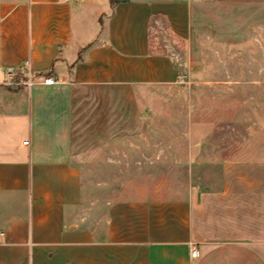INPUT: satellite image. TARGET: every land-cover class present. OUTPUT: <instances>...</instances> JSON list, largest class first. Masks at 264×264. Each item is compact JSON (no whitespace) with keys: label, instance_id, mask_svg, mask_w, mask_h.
Returning <instances> with one entry per match:
<instances>
[{"label":"crops","instance_id":"crops-1","mask_svg":"<svg viewBox=\"0 0 264 264\" xmlns=\"http://www.w3.org/2000/svg\"><path fill=\"white\" fill-rule=\"evenodd\" d=\"M207 43L264 85V0H0V264H264V161L205 160L178 199L85 186L95 152L157 145L122 139L179 71L213 81Z\"/></svg>","mask_w":264,"mask_h":264},{"label":"rangeland","instance_id":"rangeland-1","mask_svg":"<svg viewBox=\"0 0 264 264\" xmlns=\"http://www.w3.org/2000/svg\"><path fill=\"white\" fill-rule=\"evenodd\" d=\"M207 44L205 61L215 67L206 75L213 81L187 83L179 71V84L153 93L152 105L144 107L143 130L122 140L157 145L95 152L91 167L99 175L85 181V186L95 190L91 199L110 200L120 189L122 199L129 201L124 190L133 184L154 191L156 199H178L190 181H197L204 169H209L205 160L264 161V85L252 87L241 82L247 54L243 45ZM227 59L233 66L229 69L233 84L226 77ZM164 192L169 197H162Z\"/></svg>","mask_w":264,"mask_h":264},{"label":"built area","instance_id":"built-area-1","mask_svg":"<svg viewBox=\"0 0 264 264\" xmlns=\"http://www.w3.org/2000/svg\"><path fill=\"white\" fill-rule=\"evenodd\" d=\"M71 1V0H69ZM22 74H24V76L26 78H30L31 77V73H30V68H29V62L28 61H25L24 64H23V68L21 70ZM13 76L11 74H9V81L10 83L13 82ZM43 84L45 85H53V84H56L57 82L55 80H53L52 78L50 77H47V78H44L43 81H42ZM26 86H29L30 85V82L26 81L24 83ZM27 142H24V144L26 145ZM190 256L192 258H196L198 256V251L195 247H191L190 248Z\"/></svg>","mask_w":264,"mask_h":264},{"label":"trees","instance_id":"trees-1","mask_svg":"<svg viewBox=\"0 0 264 264\" xmlns=\"http://www.w3.org/2000/svg\"><path fill=\"white\" fill-rule=\"evenodd\" d=\"M114 4H115V1H111V5H113V6H114Z\"/></svg>","mask_w":264,"mask_h":264}]
</instances>
